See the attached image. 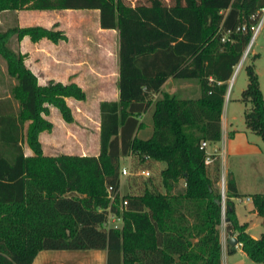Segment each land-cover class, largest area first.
<instances>
[{
  "label": "trees",
  "instance_id": "trees-1",
  "mask_svg": "<svg viewBox=\"0 0 264 264\" xmlns=\"http://www.w3.org/2000/svg\"><path fill=\"white\" fill-rule=\"evenodd\" d=\"M150 3L0 0V13L99 11L101 29L119 30L121 37L120 98L100 104L99 156L49 157L40 138L54 129L47 119L51 109L73 124L67 99L86 101L87 92L76 83L41 85L26 64L27 55L12 42L29 37L33 43L58 44L66 37L40 26L0 31V57L17 81L12 96L18 105L15 115L0 114V264H33L42 251H106L107 264H222L223 214L228 234L237 236L252 261L264 264V234L255 239L239 223L234 199L241 196L232 177L224 210L218 153L207 166L202 148L203 142L222 141L229 83L252 41L264 0ZM169 37L184 39L167 43ZM258 58L246 67L242 101L252 105L245 113L247 128L264 141ZM170 78L198 80L201 98L181 101L164 94L156 101ZM151 111L154 130L144 140L140 118ZM25 144L34 155L26 156ZM128 157L136 169L159 172L160 181L150 179L138 194L121 198V160ZM109 187L116 194L113 204ZM124 200L128 207L122 209ZM254 204L264 218V195H255ZM112 214L122 217L121 229L106 228Z\"/></svg>",
  "mask_w": 264,
  "mask_h": 264
},
{
  "label": "rangeland",
  "instance_id": "rangeland-1",
  "mask_svg": "<svg viewBox=\"0 0 264 264\" xmlns=\"http://www.w3.org/2000/svg\"><path fill=\"white\" fill-rule=\"evenodd\" d=\"M163 1L168 6L173 5V0ZM126 3L133 7L139 5H151L150 0H126ZM43 13H45V11H27L23 14V16L27 17L26 19L30 22H33L32 24H36L38 19L40 18V15H43ZM46 13L56 15L55 11ZM64 17L69 22V25L72 26V29L70 31L72 37L71 45H73L74 51H78L79 60H87V56H85V54H89L90 57L88 58V60L90 63H92L95 70L94 72L83 71L78 73L84 86L83 89H85V91L87 92V100L80 102L71 99L68 101V104L72 108L75 122L73 124H67L63 120L60 112L54 108L52 110V115L49 118V120L54 124V129L52 132L45 133L40 139L44 147V154L49 157H59L62 155L71 157H98L101 147L100 104L106 99H113L117 90V81L120 71V31L102 30L100 27V13L98 11H72L66 13ZM10 21V17L4 16L0 20V23L2 22V24L0 25V31H7L8 29L13 27H19V19L17 17L15 19L16 23H10ZM53 30L61 31L58 30L57 27H54ZM61 32L64 33V35L65 33H67L63 31ZM168 32L170 33V31ZM183 39L184 38L180 37L174 39L169 37L166 42L171 43L172 41H175V43L179 44ZM13 44H15L17 47L18 42L16 38L12 42V46ZM39 50V52L46 53L47 47H40ZM83 54L85 58L83 57ZM254 54L260 55V57L255 62V66L261 83V89L264 94V26L255 38L250 52L244 60L241 70L236 73V67L233 79L231 80L232 82L229 92V100L231 101V116L234 117V129L238 128L239 130H241L247 127L245 122V113L252 108V105L250 103H245L242 101V92L248 86L249 80L246 72V67L250 64ZM1 63H4L2 58H0V65ZM37 63L39 64L34 67L39 69L36 71V74L41 84H48L52 79L58 81L73 75V72L47 71L44 70L45 66L44 64H41L40 60H38ZM14 84L17 85L16 80L15 82H13L12 79L7 80L3 78L0 95H7L8 92L11 93V89ZM146 121H148V123H151L150 116L146 117ZM142 135L144 134H139V137H142ZM251 135H254L253 137H255L256 139H260L256 134ZM25 149L28 156L34 155L33 151L28 147L27 144H25ZM134 165H136V161H134L133 158L128 157L121 160V167H131L132 171V174L129 177H121V198H124L127 195L138 194L139 188L142 187V185H146L150 179L155 180V183H157V181H160L159 172L154 173L151 171V176L149 178L137 176L139 169H136V166ZM257 167L258 166L255 160H249L248 163L244 164V167L237 169L239 172V179H241L246 190L255 189L254 186L248 185V180L252 179L249 173H251L252 170L257 169ZM261 178L263 179L264 176ZM148 185L149 186L147 187L151 189L152 185ZM222 186L223 184L221 177V181L219 183L221 192ZM257 186H259V188H264V183L260 182ZM258 190H260L259 192L264 193V189ZM161 191L163 192L162 188ZM250 206L251 204H248L247 200H245L244 203L239 201L236 202V209L240 213H246L247 209L250 208ZM110 216V223L108 224V226H106V228L109 229L116 226H122L121 216L113 214ZM68 253L75 254L90 252L70 251ZM76 259L77 258H69L66 260V262H68L69 264H76Z\"/></svg>",
  "mask_w": 264,
  "mask_h": 264
},
{
  "label": "crops",
  "instance_id": "crops-1",
  "mask_svg": "<svg viewBox=\"0 0 264 264\" xmlns=\"http://www.w3.org/2000/svg\"><path fill=\"white\" fill-rule=\"evenodd\" d=\"M89 11V10H87ZM27 11H16V12H5L0 13V20L4 16H8L11 18L10 23H14L16 17L19 19V27H32V26H40L47 29H53L57 27L58 30H61L65 33L67 40L62 41L58 44H54L47 39H43L38 43H33L29 37L24 38L21 42H18L16 47L13 44V48L16 51L21 52L24 55H27L26 64L27 66L36 74V71L39 70L34 66H37L38 60L41 61V64H44V70L47 71H56V72H73L72 76H68L65 79L54 80L56 82H61L63 84L76 83L80 87L84 88L81 77L78 73L87 71L94 72L95 68L92 63L89 62L87 56V60L82 59L79 60L78 51H74L73 45H71V34L70 31L72 26L69 25V22L65 19V14L72 12L69 11H55L56 15H52V11H45L43 15H40L36 24H32L27 20V17H24L23 14ZM99 12V11H98ZM61 14V15H60ZM16 23V22H15ZM2 22L0 23V25ZM103 30V29H102ZM108 31V30H104ZM112 31V30H110ZM15 40V39H14ZM13 40V41H14ZM68 41V42H67ZM70 44V45H69ZM40 47H47L46 53L39 52ZM258 54H254L256 56ZM84 57V54H83ZM260 57V55H259ZM1 58V57H0ZM85 58V57H84ZM4 63L0 65V89L1 84L3 83V78L9 80L12 79L15 82V79L11 78L8 75V66L6 61L3 59ZM40 64V65H41ZM43 66V65H42ZM41 69V67H40ZM37 75V74H36ZM120 79V71L119 77L117 81V90L115 92V97L113 99H106L104 101H118L120 98V93L118 90V82ZM50 80V81H52ZM66 80V81H65ZM49 81V82H50ZM230 81V87H231ZM40 83V81H39ZM41 84V83H40ZM41 85H47L41 84ZM16 85L14 84L11 93L8 92L7 95H0V114L4 116L15 115L17 113V107L15 100L12 96V90ZM85 90V89H84ZM230 92V88H229ZM229 92L226 97L223 115H222V141L218 144H209L207 151L209 153H216L218 150V156L221 163V177L222 181H227L230 177H232L237 185L238 192L240 194V198L234 199L235 209L236 202L244 203L247 200L248 204H251L250 208L247 209L246 213H240L236 209L237 219L241 225L247 226V233L255 239H260L264 234V218H262L254 204V196L255 195H264V193L259 192L258 183H264V141L261 139H256L253 137L254 133L246 127L244 129L239 130L238 128L234 129V117L231 116V101L229 100ZM243 93V92H242ZM164 94H168L172 97H175L178 100L186 101V100H198L201 98V85L200 82L196 79L186 80V79H174L170 78L162 87L161 93L155 96V100H162L164 98ZM71 99H67L68 101ZM70 106V105H69ZM71 107V106H70ZM51 109V115L52 110ZM50 115V116H51ZM49 117L47 119L49 120ZM150 116L151 123L146 121V117ZM141 123L144 124L145 128L142 129L139 134L142 135V139L146 140L150 138L153 133L154 125L152 120V111L147 114L141 116ZM50 121V120H49ZM51 122V121H50ZM54 125V124H53ZM47 133V132H45ZM43 133L41 137L45 134ZM258 136V135H257ZM44 148V147H43ZM2 151V146L0 143V152ZM26 153V149H25ZM26 156H28L26 154ZM249 160H255L257 163V169L252 170L250 177L252 179L248 180V185H252L255 189L246 190L244 184L241 179H239V172L237 169L244 167V164L248 163ZM166 167L165 164H160V168L164 169ZM262 180V181H261ZM248 191V192H247ZM246 197V198H245ZM245 199V200H244ZM247 207V206H246ZM122 226L119 227L121 229ZM220 231V240L222 244V264H257L252 261L249 256L242 250V245L239 243L237 247L229 246L228 241L230 237H236V235H229L227 232V222L225 220L223 214V223L219 227ZM232 249H235L233 253H230ZM70 251H42L38 254L33 264H69L66 262L69 258H77L76 264H107L108 254L106 251H88L90 253H68ZM72 252H86V251H72ZM43 256V257H42Z\"/></svg>",
  "mask_w": 264,
  "mask_h": 264
},
{
  "label": "built area",
  "instance_id": "built-area-1",
  "mask_svg": "<svg viewBox=\"0 0 264 264\" xmlns=\"http://www.w3.org/2000/svg\"><path fill=\"white\" fill-rule=\"evenodd\" d=\"M264 26V10L262 11V15L260 17V22L258 24V26L252 28L253 32H254V36H253V42L255 41V38L257 37V35L259 34V32L261 31V29L263 28ZM243 30H245V28H243ZM252 42V44H253ZM251 44V46H252ZM247 48V51L245 52L241 62L239 63V65L237 66V69H236V73H238L241 68H242V65L244 63V60L246 59V57L248 56L249 52H250V48ZM209 144L207 142H203L202 143V148L205 149L207 151V148H208ZM205 163L207 166H211L213 163H214V159H213V153H209L207 151V157H206V160H205ZM121 173H122V176L123 177H129L131 174H132V171H131V167H122V170H121ZM138 175L137 176H141L143 178H149L151 176V173L150 171L146 170V169H139V172L137 173ZM222 199H223V208L225 210V205H226V200H227V196H226V182L225 181H222ZM108 195H109V199L111 200V203L113 204L116 200V194H114V190L112 187H109L108 188ZM128 207V201L127 200H124L123 203H122V209H125ZM111 218V216H110ZM122 220V219H121ZM110 223V219H109V222L108 224ZM107 224V226H108ZM114 228H119V227H114Z\"/></svg>",
  "mask_w": 264,
  "mask_h": 264
},
{
  "label": "water",
  "instance_id": "water-1",
  "mask_svg": "<svg viewBox=\"0 0 264 264\" xmlns=\"http://www.w3.org/2000/svg\"><path fill=\"white\" fill-rule=\"evenodd\" d=\"M252 42H253V39H252L249 47L251 46ZM216 153H218V150H216ZM228 244H229V246L237 247V245L239 244V241H238V239L236 237H230L229 241H228Z\"/></svg>",
  "mask_w": 264,
  "mask_h": 264
},
{
  "label": "bare ground",
  "instance_id": "bare-ground-1",
  "mask_svg": "<svg viewBox=\"0 0 264 264\" xmlns=\"http://www.w3.org/2000/svg\"><path fill=\"white\" fill-rule=\"evenodd\" d=\"M251 49V48H250Z\"/></svg>",
  "mask_w": 264,
  "mask_h": 264
}]
</instances>
